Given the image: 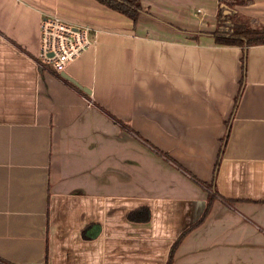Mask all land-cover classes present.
Masks as SVG:
<instances>
[{
    "label": "crops",
    "instance_id": "obj_1",
    "mask_svg": "<svg viewBox=\"0 0 264 264\" xmlns=\"http://www.w3.org/2000/svg\"><path fill=\"white\" fill-rule=\"evenodd\" d=\"M140 3L0 0V264H264V43H215L219 0ZM51 14L97 30L63 69L89 93L39 56Z\"/></svg>",
    "mask_w": 264,
    "mask_h": 264
},
{
    "label": "trees",
    "instance_id": "obj_2",
    "mask_svg": "<svg viewBox=\"0 0 264 264\" xmlns=\"http://www.w3.org/2000/svg\"><path fill=\"white\" fill-rule=\"evenodd\" d=\"M100 3L105 4L111 9L117 10L123 14H126L130 18L137 21L140 14L148 13V11L141 5L140 0H97ZM219 8L217 13V24L214 31L211 32V36L214 42L221 45H237L242 47H248L250 45H257L264 43V25H252L248 22L238 20L235 17V12L232 10V6L235 4L247 3L249 0H219ZM242 70L246 69L245 54L242 55ZM218 162H216L212 181L205 184L212 192L216 191L215 177L218 169ZM213 195H210V199L207 202L203 217L208 213ZM138 216L132 214L131 218L134 220H147L149 218L148 211H140Z\"/></svg>",
    "mask_w": 264,
    "mask_h": 264
},
{
    "label": "built area",
    "instance_id": "obj_3",
    "mask_svg": "<svg viewBox=\"0 0 264 264\" xmlns=\"http://www.w3.org/2000/svg\"><path fill=\"white\" fill-rule=\"evenodd\" d=\"M42 61L60 71L93 44L97 30L84 23H73L57 14L45 15L40 22Z\"/></svg>",
    "mask_w": 264,
    "mask_h": 264
},
{
    "label": "water",
    "instance_id": "obj_4",
    "mask_svg": "<svg viewBox=\"0 0 264 264\" xmlns=\"http://www.w3.org/2000/svg\"><path fill=\"white\" fill-rule=\"evenodd\" d=\"M60 75L70 81L71 83H73L75 86H77L78 88H80L82 91L86 92V93H89V89L86 88L85 86L79 84L74 78H72L69 74H67L65 71L61 70L60 71Z\"/></svg>",
    "mask_w": 264,
    "mask_h": 264
}]
</instances>
